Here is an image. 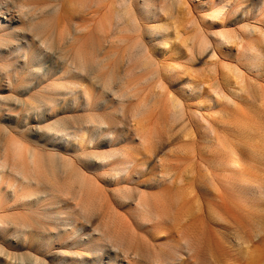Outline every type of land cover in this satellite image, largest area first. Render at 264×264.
I'll return each mask as SVG.
<instances>
[{
    "label": "rangeland",
    "instance_id": "rangeland-1",
    "mask_svg": "<svg viewBox=\"0 0 264 264\" xmlns=\"http://www.w3.org/2000/svg\"><path fill=\"white\" fill-rule=\"evenodd\" d=\"M5 1H3L4 10L8 9L9 12H12V13L15 12L13 13L14 15L17 14L16 11H19V10L21 11L23 9L21 8L23 4V5H26V7L23 6L25 9L23 10L24 11L27 10L30 14L34 13L35 11H38V12L40 11L39 14L38 12H36L38 15L36 13H34V15L31 14V16H33V20H44V19L47 20L46 26L48 27L45 26L47 29V33H46L47 37L50 35V32L51 33L53 32L51 34L52 37L49 39L51 41L48 40V42H51L52 44L48 43L49 44L48 46L50 48L53 47L54 49L49 48V50L52 51L51 52L52 54H51L50 51H47L48 50L47 49L48 47L46 46L47 44L46 45L44 44L45 46H43L46 49V51L43 47H41L42 43H39L40 45L38 44V48H39L38 50L42 51L41 53H44L45 55L48 54L49 57L50 56L52 57L51 58L52 60L49 57L48 58L45 57L42 60L40 64L41 66H39V72L40 74L49 73L48 74L49 77L46 78V80L44 81V83L46 82L45 83L46 85H49V91L47 93L53 92L54 97H57L59 99L57 100L56 103H53L52 105L53 107L50 105L52 103H49L47 105L43 104L42 102H40L41 100L39 101L38 98L37 100H32V107H29V114L30 116L36 117V118L31 119L30 123L28 124L27 121L29 119H26L27 114H25L26 110L24 109L26 108V106H23L24 104L17 105L18 104L17 102L19 100L24 101V99L28 100L29 96L36 94L37 91L31 92L28 95L23 94L22 91L20 90L21 88L20 85L25 84L26 79L25 80L19 79V78L15 79V77L13 76L14 74L12 71L15 68H17L15 62L13 61L12 58L10 57L7 58V56L0 59L1 60L0 62L2 63V64L0 63V133H1L0 134V149H1L0 156L3 155L2 157H0V161L3 157H5L8 160V163L4 165L5 169L2 168L3 169L2 172L4 174H3L1 187L4 190H6V193L9 196L7 197L8 198L7 200L3 201V204L0 207V220L2 221V222L0 221L2 223V225H0V245H1L0 249L2 248V251H0V253H3L4 251L3 249H6V250H10L11 252L12 250L14 252L17 251L15 255L20 254V253H23L25 255L27 248L26 247L22 248V246L19 245L20 243L17 245L16 241L20 242V240L22 239L20 237H17L19 238L17 239L13 236L14 232H16L15 231L16 229L14 228L18 229L19 225L21 227L22 221L24 222L25 220L30 219L31 222L33 220V223H34V218L35 219L37 218L36 221L41 220L43 218V217L38 216L36 212H33L36 210L34 207L32 208L30 207L28 209L27 207L29 206L27 205L26 202H23V200H21L20 198L19 200L14 199L12 196L10 197L9 195L10 194V189H8L9 185L15 180V178H17L16 175L18 174H15V173L20 172V170L18 169L20 167L16 168V164H14L15 165L14 166L12 163L13 161L12 157H14L13 155L14 153H13V149L12 151L10 149L11 148L10 144H12L11 142L12 141H15V143L19 142L20 144H22L25 150L27 148L34 147L37 150L40 159L43 157L41 161L39 159V162L42 163V164L40 163L41 164L40 171H42L43 170L42 168L44 167V166L42 167V165H44L43 162H46L44 157L48 155L54 156L60 152V149L57 148V143H53L49 140V137H51V135L46 136V133H42V132L40 134H37L36 131L38 130L39 127L45 128L46 125H52L53 127L54 126L56 127L59 124L60 118L64 116L68 117L70 121H72L73 119H76L77 116H78L77 119L78 120L80 119L81 122L83 121L82 119L85 118L84 119L85 122L83 121V123L88 124V126H91L89 125V122H88L90 121L89 120L90 116L92 117L95 115L97 116L99 112L100 113L102 112L101 109L99 110L95 108L94 104L93 105L89 104L87 106L86 103H84L85 100H84L83 94L79 95V97L76 99V102H74L71 96H68L67 103L62 100L61 98L62 96L61 97L57 96L58 95L57 91L59 92V90H56V89L58 88L60 89L61 84L68 82L66 81V74L62 73L61 75L59 73V70H58L59 67H62L64 65L63 67L65 68L66 71L71 70L70 68L71 63L67 65L66 64L67 61L70 62L72 59H73V62H74V59L76 61L78 56L75 55V51L77 54L78 53L80 54L81 52L79 51H84V50L86 51L87 43L88 45L91 43L90 45L91 46L93 45L92 46L93 49L91 48V52L94 50L92 54H95V56L98 55L97 56L98 58L95 57L94 55L92 56L95 60L96 59L100 60V58L102 59L103 56L105 58V56L106 55L108 56V54L110 53L108 60L105 59V61H109L108 65L111 64L110 62H113V65L111 64L108 66L109 68L107 67L108 69L107 71L106 70L104 71V69L100 70L99 75L97 72L94 77L98 78L99 76L102 77V75L103 77L108 76L107 74H109L108 72H109L110 67H113L114 65L117 66V69L120 68L119 69L120 72L116 69V75L119 74L118 76H120V74L123 75L121 72L124 71L125 68L128 66L126 64V59L129 57L126 55L129 54L128 52L129 49L133 50V46L137 44L139 46L145 43V45L150 47V50L153 54L152 59L156 61L154 62V64L156 65H154V68H151L153 66H150L148 68H145L142 71H134L131 74V77L127 79L128 84L126 86L131 87L135 85V88L133 89L134 96H132L131 98L132 100L130 99L126 101V104L124 103L126 107L132 104H135L137 103V101L139 102L142 99L149 98L151 93L153 91H156L155 85H156L158 78L165 77V82L168 84L167 85L168 90L171 91L170 95L175 96V98L177 97L179 100H182L183 102H186L191 111L193 110L200 111L203 117L207 119L212 124L213 127L215 126L214 128L216 129V132L219 138L224 142L223 143L221 141L222 143L221 146L223 147L224 151L226 152L228 150L229 145H232V144L237 145L240 148L241 158H242L241 162L238 164L236 169H234L235 172H232L233 175L223 174L213 162L214 152L212 151V148H213L211 146L212 144L211 143L209 144L206 141H204V140H207L208 138L210 139L209 137L210 135L204 124L205 122L197 121L200 125H196L193 123L190 127L192 129H189V131L192 132V135L191 134L189 135L190 132L188 131V128H186L187 130L184 129L185 126L182 123L181 125H180V122H177V121H176L177 124L176 122L169 123L168 122L169 120H167L169 117L168 114L167 115L164 114V116L161 114L162 115L161 117L160 113H158V110L157 111L154 110L157 113L153 112V115H154L153 120L148 125L147 128L150 132L154 133L157 137L159 135L160 139L162 140L157 144L158 151L156 149V154H154L148 161L147 176L151 177L150 181L151 183H154L155 180L160 179L161 175H164L165 173H167V176L171 177V179L173 180V184H174V185H170V188L175 187L176 189H178V191H182L184 192V194L186 193L185 194L186 196H185V200L184 201L182 200L183 202L181 201L182 203H180L183 205V207L182 205L180 206L179 204L180 210H178L179 211L178 214L180 216L177 215L179 216L178 217L179 222L175 223L171 221V225L170 223H167L170 225L171 229L173 228L174 229L171 230L169 228V232L166 231L167 233H161L159 236L157 235L154 236L153 238L150 239V242L156 244L157 246H161V247L162 246L166 247L169 244L176 243V242H183L186 236L184 232L186 229L187 230L189 229V231L193 233L194 232L202 233L203 240L201 239L202 240L201 242L203 245V249L200 255L202 256L201 257L202 260H204V263L202 264H205V263L206 264L208 263L209 264H264V199L261 198L257 202L253 201L254 202L253 203V202H247L243 200L234 199L228 193L230 191V189L228 190L229 185H233V187L236 188L238 184H240V182L243 183L244 181H245L244 183L255 185L253 186L254 189H257L259 187L264 189V104H263L264 103V41H260L262 40L261 34L256 35L258 38L255 41V43L259 46L260 52H261L259 54V57L257 58L258 59L257 61L260 64V67L257 68L256 66L257 63L255 64L254 61H251V62L247 61L248 58H247L246 52L244 48L241 46V44H239L236 39H234L232 42H229L228 40H226L225 42H222L216 45L215 46L216 47L215 57L211 56V52H210L211 47L207 48L205 51L201 53L198 52V49L196 47L197 41L195 39L193 40L191 39L193 34L195 33V30L194 28L192 29L189 26L191 18L192 19L197 18L202 28H204L205 34L207 35V38L210 44L213 45L214 40L212 39L211 33L214 31L222 30L226 34H229V35L232 33L240 32V30L244 27V25L236 24L234 20H237L238 18H240V14L242 10L243 11H246L247 9L250 10L252 0H186L187 5H188L186 7L184 5H181V6L174 5L175 3L173 2V0L170 4V0H168L169 2H167L168 4H166L165 7L170 4L169 7H166V9H164V12L162 11L158 17L159 19L158 24L160 25H158L156 21L154 22L144 21L145 22L144 25L146 27L142 26V28L140 27V29L134 30V31L133 30L131 31L129 27L130 24L128 25V27H126L127 25H122L123 24L122 23L121 24L122 26L119 25L118 27H116L117 24L115 25V21H114L115 11L120 10V9H118L119 7L116 8L117 4L115 0H104V1L94 0L93 2H89L88 0V2L86 3L83 2V4H85L86 6L84 5V6H78V7L75 6L78 0H75V1L74 0H62V1L61 0H49V1L48 0H8V1L5 0ZM55 5L57 6V9L58 7L61 6L60 10L63 11L62 13H64L63 9H65L66 7L65 10L68 13L70 12L68 14L69 18L71 19L74 18L73 21L71 19L70 20L76 24L80 23L79 24L80 26L82 25L81 22L85 23V21L89 20L88 22L91 25L90 24L88 25L87 24L88 22H86V24L83 23L84 25H86V27L89 26L88 27L89 29L86 28L85 31H81V33H79L81 34V36L79 40L75 41V43L74 42L72 44L66 43L64 39L65 36L63 38H62V35L60 36V34L64 35V33H66L65 31L71 25V21L66 18L67 20H69L67 21L64 18L65 16L61 14L60 10L52 9L51 13H47L50 10V8L54 7ZM172 5L174 7H172ZM30 6L31 8H29ZM49 6L51 7L48 8ZM56 6L54 8H56ZM183 6L185 8L189 7L188 10L190 11L188 12L187 9L185 8L183 9ZM28 8L30 10H28ZM42 8L43 9L46 8L47 11L46 10L43 11ZM72 8L74 9V11L72 10ZM77 8H79L80 10L79 12ZM182 9L185 11L184 13L181 12L183 11ZM41 11L42 13L43 12L44 13L41 14ZM67 12H65V14ZM76 12L79 13L78 17H77L78 14ZM83 13H87V14L85 15ZM81 14H82L81 18L83 19L84 17L83 19L84 21L80 19ZM216 14H219V15H216ZM215 15L217 17H215ZM40 16L42 17L45 16V17L41 18ZM1 19L2 17H0V21ZM255 20L252 23L258 25L259 28L264 30V17L263 18L259 17ZM64 21L67 24H69V26ZM15 25L20 26L21 24L16 23ZM123 26H125L126 31L124 30ZM159 26H162L163 29L165 30H163L162 27H159ZM148 27H154V28L157 27V28L151 31L147 29ZM117 28H118V31H117ZM126 28L127 29L129 28L130 30L128 31ZM98 29L100 30L102 29V32ZM46 35H42V36L46 38ZM60 38H62L64 41L61 40ZM55 39L56 40L58 39L57 42L55 41ZM25 47H26V44H21L19 47L21 49L19 50V52L17 51L16 54H19V55L23 54L22 51L24 50L22 49H25ZM110 49L111 50L113 49L112 54H111ZM53 51L56 55L53 54ZM63 51L65 52V55H63L64 54ZM62 55L64 58L61 57ZM55 56H57V58ZM58 57H59V60H58ZM123 59L125 60V64H124ZM119 60H123V63L122 62H121L122 64L119 63L118 62ZM61 61H64V62L61 63ZM77 62H74V63L78 64ZM114 62L115 63L118 62L119 68H118V65L115 64ZM61 64L63 65L61 66ZM105 64H107V62ZM227 64L231 65L232 67H236V65H238L239 71H236L234 69L231 70L232 72L228 71L227 69L224 68V66ZM120 65H123V66L125 65V66L123 67ZM130 65L132 66L133 64L130 63ZM8 68H10L11 70L10 72ZM156 68L160 70V71L158 70L159 73H157V75L155 74L157 79L156 77L155 79L153 77L151 79H148L147 83L146 82L142 83L141 81L145 80L147 77L148 78L151 77L152 75L151 72L154 73L155 71H157ZM45 70L46 72H44ZM4 71L7 73L9 72V74L5 73ZM94 80L95 79L93 80L90 79L89 81L85 80L83 81L82 84L88 86V87L86 86L85 87L90 89L91 91L93 92L95 91L94 93L98 95V97L102 95L101 97H99L101 99H103L104 97L105 98L109 97L107 94H104L105 93L104 90L100 88L101 81L99 80L100 82L99 83L98 80H95L96 81L95 83ZM139 82L140 84H138ZM97 83L100 85H98ZM118 83L119 81L117 80L116 82L117 88L118 86H120ZM129 83L132 85H130ZM212 83H214L215 85ZM216 85L217 86L219 85V87H217ZM70 86H72V84H70ZM215 86L218 88L217 90L218 95L215 94V91H214ZM91 87H94V88H91ZM51 88H53V91L51 90ZM78 88L79 87H77V89ZM99 90L101 91L100 94H99ZM228 99L231 100V103L235 102L236 104L232 105L231 103H228L227 102ZM165 100H166L165 101V105H166L168 99L165 98ZM45 101L48 102L49 98L46 97ZM13 102L17 104H13ZM17 106L19 107L21 106L20 108L22 110ZM231 107L232 108L237 107L235 109L236 112H239V110H242V108L243 110L244 108L245 109L249 108L250 110L253 108L252 109L253 114L255 115L257 114L256 117H253L252 119L253 122L251 126L246 127L245 137L237 135L236 131L232 132V129L234 128V126H232V123H233L232 121H234L235 119L234 113L236 112L233 113L230 110ZM118 109L120 110L121 108L118 107ZM31 110H33V112ZM119 110L118 112L120 113ZM216 110H218L219 112L221 111L220 115L223 118H225L226 113L228 115L227 119L229 120V123L228 125L223 126V128L212 117V116H215V117L219 116V113H217ZM95 112H98V113H95ZM80 120L78 121V123L80 122ZM55 121H57L58 123H56ZM81 122L79 123L80 125L83 124ZM11 128L12 130H10ZM169 128H172L171 129L172 131L168 130ZM6 129L9 130L8 134H6L7 133ZM3 130H5L6 132ZM185 130L188 131L187 132L188 134L186 133V135H184L186 132ZM233 130H235V128ZM4 132L5 134H2ZM57 133L53 136V138L59 141L60 134L59 133L57 134ZM95 134L98 136L101 135L98 130L97 132H95ZM68 142H69V145L67 147L69 151L73 153L75 151V146H74L75 139H71ZM134 144L137 148L139 147L136 140L134 141ZM209 146L212 152L210 151ZM157 158H159L158 162L156 161ZM9 159L12 161H10ZM153 163L154 165H152ZM76 165H79V164L77 163ZM10 166H14L15 168L10 167ZM8 167L11 169V171ZM12 168L14 170L16 169L18 170L13 171ZM109 175H111V172L109 173ZM96 180L98 181V183L97 182L92 183L93 184L92 189L94 186H96L94 187V189L96 188L98 193L102 192L105 187L111 188L114 186V184L108 185L106 180L105 181L101 179L100 180L96 179ZM6 185L8 187L7 189H6ZM130 186H138V184L133 183V184H130ZM168 192H171V189H168ZM62 193L63 191L57 192L58 195H62V196L66 194L65 196L67 197V199L70 197V200H68L69 203H71V201L74 203V200L73 199L71 200L72 198L71 194L69 193L67 194L65 191H64V194ZM195 194L199 195L198 202L201 200L199 204L200 205L203 204L200 208L203 211L196 210L199 208H196L198 203L196 202L197 204H195V201H194ZM62 198L64 199L65 197L63 196ZM200 205H198V207ZM124 209L125 208L123 207L119 208L121 215L118 214L119 216H117L116 221L114 220V224H116V226L118 225L117 226L118 229L120 228V230L123 232V233L122 232L119 233V235L117 234L116 236L118 238H121L123 236L122 239H124V237L127 239V237L132 234L131 231H132L133 224L129 218L126 219V216L124 215ZM206 209H208L209 212ZM183 210L184 212H182ZM188 210L190 211L188 212ZM212 210L215 212L214 214L209 216ZM27 211H29L28 212L29 215H27ZM182 213H184L185 216L186 214H189L186 217L187 220L185 218H184V221L182 220V216L184 217V214L182 215ZM30 215L33 217L29 218ZM34 215L36 216L34 217ZM22 217H23V220H21ZM92 221L95 222V224L93 222V225L97 226L98 224H101L95 218H93ZM28 222L27 223L24 222L23 226H26L25 229L28 228L29 230L32 231L33 228L35 227L34 226L35 223L34 224L32 223L33 225H30L31 223L30 222L29 225H27ZM98 226L100 227V225ZM29 227H32V229H30ZM2 228H4V230ZM181 228L182 230L184 228L182 233L180 230ZM196 228H197V231H196ZM128 229L130 230V232ZM178 230L180 231V233ZM57 232L58 231L56 230L55 232L54 231L52 232V235L54 236L52 237L49 248L47 249L51 248L52 251H54V249L55 250L60 249L61 251L65 250L63 251L64 252L63 254H65L64 255L65 257L63 256L62 258L63 260H65V262H69L68 256H71L73 252H77L78 250L81 253V251H83L82 253L86 255L85 259L88 260L91 264L93 263L92 259H90L91 256L89 255L90 253L88 252V250H86L85 247H81L78 245V243L81 242V240H78L79 239L78 235H72L63 230L58 233ZM177 233H179L178 234L179 236L177 235ZM132 235L133 236H129V238L133 237L132 238L133 240L127 239L126 241L132 240L133 245L136 242L137 243L136 246L143 249V247L145 246L144 244L145 242L144 241L141 242V240L143 239L139 238L140 236H138L136 233ZM180 236H184L183 241L181 238H179ZM70 250L72 253L70 252ZM10 251H4V252L7 253L8 255L9 253L10 255H12L13 252L11 254ZM45 251L39 252L35 249L30 250L31 254H36L38 256L40 255L42 258L43 257L46 258L49 264L50 263L56 264L54 263V260L51 261V257L49 256V253H47L46 251L47 253L46 254ZM5 253L0 254V264H3V263L5 264L4 260L7 258V254ZM22 255L20 254L19 256H22ZM188 256L190 259L184 256L183 259L180 260L181 262L176 261V262H173L172 264L174 263L175 264H182V263L183 264H197L199 262V260L198 262L195 261V259L193 257H190V255ZM140 257L136 258L138 260L135 259L134 261L139 262L141 260L140 262H143L142 264L149 263L146 260L148 258H144V257L140 258ZM185 257H186V260H185ZM48 258L50 261L48 260ZM191 258L194 259L195 263L193 259L191 260ZM188 259L191 261H189ZM159 264H169V263L164 262V263H159ZM198 264H200V262Z\"/></svg>",
    "mask_w": 264,
    "mask_h": 264
},
{
    "label": "bare ground",
    "instance_id": "bare-ground-1",
    "mask_svg": "<svg viewBox=\"0 0 264 264\" xmlns=\"http://www.w3.org/2000/svg\"><path fill=\"white\" fill-rule=\"evenodd\" d=\"M3 1H5V0H0V17H2V19H3V20L1 19V21H0V59L7 56V58L10 57L15 62L17 68H15L12 71L14 74L13 76L15 77V79L16 78L24 79V80L26 79V83L20 85V87H21L20 90L22 91L23 94L28 95L31 92L37 91L36 94L29 96L28 100L23 98L24 101L23 100L22 101L17 100L18 104L13 102V104H17V105L24 104L23 106H26V108H24V109L26 110V113H25V114H27L26 119H29L27 121V123L29 124L31 119L36 118V117L30 116V114H29V107H32V100H37V98H38L39 101L41 100L40 102H42L43 104L47 105L49 103H52V104H50L52 106L53 103H56L57 100L59 99L57 97H54L53 92L47 93L49 91V85H46L45 84L46 82L44 83V81L46 80V78L49 77V75H48L49 73H47V74L41 73L40 74V72H39V66H41L40 64H41L42 60L45 57L48 58L49 56H48V54H46L47 55L46 56L44 53H41L42 51L38 50L39 49L38 44L42 43L41 47H43L47 44L46 45L48 47L47 51H50L49 50L50 47L48 45L52 44V43L48 42V40L52 37L51 34L53 32L52 33L50 32V35L48 34L49 36L47 37L46 27H48V26H46V23H47L46 19H44V20H33V16H31V14L34 15V13H36L38 11H35L34 13L30 14L27 10L24 11L25 10L24 7H26V5L22 4V6H21V4H20L21 8H23L24 10L22 9L21 11L20 10L16 11L17 14L14 15L13 13H15V12H13V13L9 12L8 9L4 10V2ZM93 1L94 0H91V1L89 0V2H93ZM98 1H102V0H98ZM115 1L117 4L116 8L119 7L118 9H120V10L115 11L114 21H115V25L117 24L116 27H118L119 25L120 26L127 25L126 27H128V25L130 24L129 27H130L131 31L132 30L133 31L138 30V29H140V27L142 28V26H145L144 21H146V22L147 21H153V22L156 21L158 24L159 23V19H158L159 14L162 11L164 12V9H166V7H169V5L172 2V0H170V4L165 7V5L168 4L167 2H169L168 0H115ZM83 2L86 3V2H88V0H86V1L78 0V2L75 4V6H77V7L78 6H84L85 4H83ZM173 2L175 3L174 5H179V6L184 5L185 7L188 6L186 0H173ZM116 4H115V6H116ZM59 5H61V4H59ZM75 6H74V8H75ZM184 6H183V9L185 8ZM50 7L51 6H49L48 8H50ZM54 7L50 8V10L47 8L49 10L47 13H51L52 9H56V10L61 9L60 8L61 6L58 7V9H57V6H56V8H54ZM72 7H73V5H72ZM172 7H174V6L172 5ZM29 8H31V6ZM29 8H28V10H30ZM188 8L189 7L185 8V9L188 10ZM65 9H66V7H65ZM65 9H63L64 13H62L63 11L60 10L61 14L63 16H65L64 17L65 19L67 18L70 20L71 18H69V16H68V14L70 12L68 13ZM77 9L79 12L80 11L79 8H77ZM167 9H169V8H167ZM45 10H46V8L43 9V11H45ZM56 10H54V11H56ZM72 10L74 11L73 8H72ZM86 11H88V10H86ZM189 11L190 10H188V12ZM39 12H38V14H39ZM65 12H67V13L65 14ZM181 12L184 13L185 11L183 10ZM43 13L41 11V14H43ZM93 13H94V11H93ZM77 14H78L77 15V17H78L79 13H77ZM83 14L86 15L87 13H83ZM37 15H35V16H37ZM216 15H219V14H216ZM216 15H215V17H217ZM30 16L32 17V19ZM40 17L43 18L45 16H43V17L40 16ZM81 17H82V14L80 16V19L82 21H84L83 20L84 17H83V19ZM259 17L260 18L264 17V0H252L250 10H248V9L246 11L242 10V12L240 14V18H238V19L235 18L237 20H234L236 24H241V25L243 24L244 25V27L240 30V32L232 33L229 35V34H226L222 30L214 31L211 33L212 39L214 40L213 45L210 44V42L207 38V35L205 34L204 28H202V26L200 25L197 18H195V19L191 18L189 26L192 29L194 28V30H195V33L193 34L191 39L192 40L195 39L197 41L196 47L198 49V52H200V53L205 51L207 48L211 47L210 52H211V56H213V57H215V53H216V47L215 46L216 45H218L222 42H225L226 40H228L229 42H232L234 39H236L238 41V43L241 44V46L244 48L246 55H247V58H248L247 61H250V62L254 61L255 64L257 63L256 64L257 68H259L260 64L258 63L257 58L259 57V54L261 52H260L259 46L255 43V41L258 38L256 36L257 34H261L262 40H260V41H264V30L259 28L258 25L252 23L255 19H257ZM73 19H71V20L73 21ZM69 20H67V21H69ZM72 21H71L70 26H69V24H67L64 21L69 26V28L67 26L68 29H66V31H65L66 33H64V35L60 34V36L62 35V38L64 36L66 37V35H67V37L66 38L64 37V39H65L66 43H69V44H72L73 42L75 43V41L79 40V38L81 36V34H79V33H81V31H85L86 28L89 27V26L86 27V25H84L89 20L85 21V23L81 22V24H82L81 26L79 25L80 23L76 24ZM255 21H257V20H255ZM16 23H20L21 25L16 26L15 25ZM87 24L89 25L90 23L88 22ZM59 25H61V24H59ZM158 25H160V24H158ZM241 25H239V26H241ZM123 27L125 30V26H123ZM154 27H148L147 29L153 31L154 29L157 28V27L156 28H154ZM159 27H162V26H159ZM190 27H188V28H190ZM130 29L128 28L127 30L129 31ZM162 29H163V27H162ZM48 30H49V28H48ZM98 30H100V29H98ZM163 30H165V29H163ZM100 31L102 32V29ZM117 31H118V28H117ZM42 35H46V38L43 37ZM62 38H60V39L63 40ZM259 39H258V41H259ZM57 40L55 39L56 42H57ZM46 41H47V43H46ZM49 41H51V40H49ZM21 44H26V47H25V49H22V50H24V51H22L23 54L19 55V54H16V52L17 51L19 52V50L21 49V48H19ZM90 44L88 45V43H87L86 51L85 50L84 51L78 50L79 52H81L80 54L79 53L77 54L75 51V55L78 57H77L76 61L74 59V62L78 61L77 62L78 64L74 63L73 59L70 62L67 61V63H66L67 65H69L71 63L70 64L71 70L66 71L65 68L63 67L64 65L61 64V66L62 65L63 66L59 67V69H58L59 73L61 75H62V73H65L66 74V81H68L70 84H72V86H70V84L68 82H66V83L61 84L60 89L58 88L56 90H59V92L57 91V94H58L57 96L58 97L62 96L61 97L62 100L66 103L68 102L67 101L68 96H71L72 99L74 100V102H76V99L79 97V95L83 94L84 100L86 102L84 100L83 101H84V103H86L87 106L89 104H92V105L94 104L95 108H97L99 110L101 109L102 112L101 113L99 112V114L97 116L96 115L93 117L90 116V119H89L90 121H88V122H89V125H91V126H88V124L83 123V121L85 122V120H84L85 118L84 119L81 118L83 120L82 122L79 119L80 122L83 123L82 125H80L79 124L80 122L78 123L79 120L77 119L78 116L76 117V119H73L72 121H70V119L68 117L64 116V117L60 118L59 124L56 127L55 126L53 127L52 125H46L45 128L39 127L38 130L36 131L37 134H40L42 132V133H46V136L51 135V137H49V140L53 143H57V148L60 149V152L58 154H56L54 156L48 155V156L44 157L46 162H43L44 165H42V167L43 166L44 167L42 168L43 169L42 171H40L41 170L40 165L42 163L39 162L40 157H39L37 150L34 147L33 148L32 147L27 148L25 150L23 148L22 144H20L19 142L15 143V141H12L11 142L12 144H10L11 145L10 149H11V151L13 149L14 157H12L13 161L10 159L9 160L12 161L13 165L16 164V168L20 167V168H18L20 170V172L15 173V174H18V175H16L17 178H15V180L12 183H10L9 188L6 185V189L7 188L10 189V194H9L10 197L12 196L14 199H17V200H19V198H20L21 200H23V202L27 203V205L29 206V207H27L28 209L30 207L31 208L34 207L36 210L33 211L34 210L33 209L32 211L36 212V214L38 216L43 217V218L42 219L40 218L41 220H37V221H36L37 218L36 219L34 218V223H35L34 226L35 227L33 226L34 228L32 231L29 230L28 228L25 229L26 226H23L24 222L27 223L30 220L29 218L33 217L31 215L28 218L29 220H25L24 222L22 221L23 223L21 222V224H22L21 227L23 229L20 227L19 224H18L19 226L17 225L18 229L14 228L16 224L14 225L13 228L16 229L15 230L16 232H14L13 236L15 238L20 237L22 239V240H20V242L16 241L17 245L20 243L19 245H21L22 248L26 247L28 252L26 251L25 255L23 253L18 252L21 255L22 254L23 255L19 256L20 254H17L18 255L17 256V255H15V253L17 251L14 252L12 250V252H13V254H12V252L10 250L3 249L4 251H10L12 254V255H10V253L8 252L9 253V255H8L7 253H5L3 251V253L7 254V258L4 256L6 258V259L4 258L5 264H49V262H47L46 258H44V257L42 258L40 255L38 256L36 254H31L30 250H32V249H35L39 252L46 250L47 253H49V256L51 257V261L54 260V263H56V264H91L88 260L85 259L86 255H84L82 253L83 251H81V253H82L81 254L78 250H77V252H73V253L70 250V252L72 254L70 253L71 256H68L69 262H65V260L62 259L63 256L65 255V254H63L64 253L63 251H65V250L61 251L60 249L55 250L53 248L54 251H52L51 248L47 249V248H49V245L51 243V239L54 236V235H52V232L53 231L55 232V230L58 232L63 230V231L68 232L72 235H78L79 236L78 240H81V242L78 243V245L81 247H85V249L88 250V252L90 253L89 255L91 256L90 259H92V262L94 264H137L141 260L139 262L138 261L136 262L134 260L140 256H141L140 258H143V257L148 258L146 260L151 264H159V263H164V262H168L169 264H172L173 262H176V261L181 262L180 260L183 259L184 256L189 258L188 255H190V257H193L195 259V261H197V262L199 260L200 264L204 263V260H202V258H201L202 256H200L202 249H203V245L201 242L203 240L202 239V233H200V232H194L193 233V232L189 231V229L188 230L186 229L184 232V234L186 235L184 238V241H183L184 236L179 237L182 239L183 242L172 243L166 247L157 246L156 244L150 242V239L153 238L154 236H156V235L159 236L161 233L169 232L171 221L175 222V223L179 222V220H178V217L180 216L178 214V212H179L178 210H180L179 204L185 200V196H186L185 194L186 193L184 194V192L178 191V189H176L175 187L170 188V185H174V184H173V180L171 179V177L167 176V173H165L164 175H161L160 179L155 180L154 183H151V181H150L151 177L147 176L148 161L154 154H156V149L158 148L157 144L162 139H160L158 134H157L158 135V137H157L154 133L150 132L147 127L153 120V116H154L153 112L157 113V112H155L157 110H158V113H160L161 117H162V115L164 116V114L169 115V117L167 119V120H169L168 121L169 123H174L176 121L180 122V125L182 123L185 126L184 129L188 128V131H189V129H192L190 127L193 123L196 125H200L198 122H201V121L205 122L204 124H205L206 129L208 130V133L210 135V136L209 135L208 136L210 137V139L208 138L207 140H204V141H206L209 144L210 143L212 144L211 145L213 147L212 151L214 152L213 162L217 166V168L220 169V171L223 174L233 175L232 172H235L234 169H236V167L238 166V164L241 162V159H242L240 148L237 145L232 144V145H229L228 150L225 152L223 147L221 146L222 140L219 138V136L216 132V129L214 128L215 126L213 127L212 124L207 119H205L203 117V115L201 114L200 111H198V110L191 111L186 102L179 100L177 97L175 98V96H171L170 95L171 91L168 90V86H167L168 84L165 82V77L158 78L156 85H155L156 91H153L149 98L142 99L139 102L137 101V103L132 104L130 106H128L129 105L128 104L127 105L128 107H126V105H125L126 101L130 100L132 98V96H134L133 89L135 88V85L131 86V87L126 86L128 84L127 79L129 77H131V74L134 71H142L145 68H148L150 66H153L151 68H154V65H156V64H154V62H156V61H154L152 59L153 54L150 50V47L145 45V43L141 44L139 46H138V44L133 46V50L129 49V51H128L129 54L126 55L129 57L126 59V64L128 66L125 68L124 71L121 72L123 75H121V74H120V76H118L119 74L116 75L117 66L114 65L113 67H110L109 72H108L109 74H107L108 76L103 77V75H102V77L99 76L98 78L94 77L95 74L98 72V75H99V71L103 70V69H104V71L105 70L107 71L108 70L107 67L111 64L113 65V62H110L111 64L108 65L109 61H105V59L108 60L110 53L108 54V56L106 55L105 58L103 56L102 59L100 58V60L99 59L95 60L92 57L93 55L95 56V54H92L94 50L91 52V48L93 49V47H92L93 45L91 46ZM113 45H115V44H113ZM51 48H53V47H51ZM96 50H98V49H96ZM45 51H46V49H45ZM54 51H53V54L56 55L54 53ZM64 51H63L64 54L62 53L63 55H65ZM68 51H69V49H68ZM51 52L52 51H50V53ZM95 53H96V51H95ZM112 53H113V49L111 50V54ZM63 55L61 57H63ZM113 55H115V54H113ZM97 56H95V57H97ZM55 57L57 58V56H55ZM111 57H112V55H111ZM49 58L51 59L52 57L50 56ZM58 60H59V57H58ZM66 60H68V59H66ZM123 60H119L118 62L123 63ZM64 61H61V63H63ZM106 62H107V64H105ZM118 62L117 63L114 62V63L118 65ZM11 63H13V62H11ZM130 63H132L133 65L131 66ZM244 63H246V62H244ZM124 64H125V60H124ZM241 64H240V66H241ZM42 65H44V64H42ZM120 66H123V65H120ZM238 67H239L238 65H236V67H232L231 65H228V64L224 66V68L227 69L228 71H231L232 69L239 71ZM118 68H119V65H118ZM6 69H7V67H6ZM119 69H117V70L119 71ZM8 70H9V72L11 71L10 68H8ZM156 70L157 71H155L154 73L151 72V74H152V75L150 74L151 77H149V78L147 77L145 80H143L141 82L147 83L148 79H151L153 77L155 79L157 73H159L158 72L159 69L156 68ZM9 72L8 73L5 72V73L9 74ZM44 72H46V70ZM101 73H102V71H101ZM6 77H7V75H6ZM90 79L98 80V82L100 80L101 81V83L99 82L101 84L100 88L102 90H104V92H105L104 94H107L109 97H106V98L104 97L103 99H101L99 97H101L102 95L98 97V95H96L94 93L95 91L94 92L91 91L90 89L86 88L88 86L82 84L83 81H85V80L89 81ZM156 79H157V77H156ZM117 80L119 81L118 84L120 85V86H118V88L116 86ZM128 82H130V81H128ZM95 83H96V81H95ZM100 84H98V85H100ZM138 84H140V82ZM212 84H214V83H212ZM130 85H132V84H130ZM214 85H212V86H214ZM216 86L214 87L215 89L214 88L213 89L215 91V94L218 95V91H217L218 88L217 87H219V85L217 87ZM77 87H79V88L77 89ZM83 87H85V88H83ZM94 87H91V88H94ZM51 90L53 91V88H51ZM97 90H98V88H97ZM100 93H101V91L99 90V94ZM46 97L49 98L48 102L45 101ZM165 98L168 99L166 105H165V101H166ZM15 102H16V100H15ZM227 102L231 103V100L228 99ZM231 104L234 105L236 103L232 102ZM17 107H19V106H17ZM84 107H86V106H84ZM118 107H120L121 109L119 110ZM236 108L237 107H234V108L231 107L230 110L234 113V112H236V110H235ZM239 109H241V108H239ZM248 109L244 108V110H243V108H242V110H239V112H236L237 114L234 113L235 119L233 118L234 121H232L233 122L232 126H234L235 130H233L234 129L233 128L232 132L236 131L237 135H239V136L245 137L246 127L251 126V124L253 122L252 121L253 117H256V115H257V114L256 115L253 114V112H252L253 108L251 110L250 109L248 110ZM118 110L120 111V113L118 112ZM31 111L33 112V110H31ZM216 111H217V113H219V116L218 117L212 116L216 120V122L218 124H220V126H222V128H223V126L228 125L229 120L227 119V116H228L227 113L225 114V118H223L220 115L221 111L220 112L218 110H216ZM95 113H98V112H95ZM257 118H258V116H257ZM25 122H26V120H25ZM55 122L58 123L57 121H55ZM177 122H176V124H177ZM169 123H168V125H169ZM13 126H15V125H13ZM30 127H28V128H30ZM171 129L172 128H169L168 130H171ZM10 130H12V128ZM97 130L101 134L100 136L95 134V132H97ZM3 131H5V130H3ZM6 131H7L6 134H8L9 130L6 129ZM188 131H186L184 135H186V133ZM5 132L2 134H5ZM57 132L60 134L59 141H57L53 138V136ZM190 134L192 135V132H190L189 135ZM4 136H6V135H4ZM71 139H75V144H74L75 151L73 153H71L67 147L69 145L68 141ZM135 140L137 141V143L139 145L138 148L134 144ZM209 148H210V146H209ZM61 149H63V150H61ZM157 151H158V149H157ZM210 151H211V148H210ZM69 152H70V154H69ZM2 156H0V157H2ZM41 159H43V157ZM41 159H40V161H41ZM158 160H159V158H157L156 161L158 162ZM7 163H8V160L5 157H3L0 161V207L3 204V201L7 200L8 199L7 197H9L6 193V190H4L1 187L3 174H4L2 171H3V169H5L4 165ZM77 163L79 165H76ZM9 165H10V163H9ZM152 165H154V163ZM14 166H10V167L15 168ZM18 169H16V170L13 169V171H17ZM10 171H11V169H10ZM110 172H111V175H109ZM86 173H88L89 176ZM96 179H98V180L101 179L104 181L106 180L108 185L114 184V186L112 185L113 187H111V188L105 187L102 192L98 193L96 188L94 189V187H96V186H94L92 189V186H93L92 183H96V182L98 183V181ZM178 180H180V179H178ZM244 182L243 183L240 182V184H238V186L236 188H234L233 185L228 186V190L230 189V191L228 193L234 199L243 200V201H247V202H253V201L257 202L261 198L264 199V189L263 188L259 187L257 189H254L253 186H255V185H253V184L251 185L249 183H244ZM133 183H137L138 186H140V187L130 186V184H133ZM168 189H171V192H168ZM62 191H63L62 194H64V191L67 194L68 193L71 194V196H72L71 200L73 199L74 203L72 201H71V203H69L68 200H70V197L67 199V197L65 196L66 194L63 195L66 198V200H65V198L64 199L62 198L63 197L62 195L57 194V192H62ZM8 192H9V190H8ZM194 198H195L194 199L195 204L198 203V205H200L199 203L201 200L198 202L199 195L195 194ZM181 205L182 204H180V206ZM198 205L196 208H199V209H196V210L203 211L200 209L203 204L200 205L199 207H198ZM121 207L125 208L124 209V215L126 216V219L129 218L132 221L133 227H132L131 233L132 234L136 233L138 236H140L139 238L143 239V240H141V242L142 241L145 242L144 243L145 246L143 247V249L136 246V244H137L136 242L134 245L132 244L133 243V241H132L133 237L129 238V236H133L131 233H130L131 235L127 234V235H129L127 237V239L128 240L132 239L131 240L132 242L126 241L127 239L125 237H124V239H122L123 236L121 238H118L116 236L117 234L119 235V233L122 232L120 230V228L118 229V227H117L118 225L116 226V224H114V220L116 221L117 216H119L118 214H120L119 208H121ZM182 207H183V205H182ZM185 207H186V205H185ZM209 209H211V208H209ZM206 210L209 212L208 209H206ZM189 211L190 210H188V212ZM25 212H26V210H25ZM28 212L29 211H27V215H29ZM182 212H184V210ZM208 212H207V214H208ZM214 212L215 211L212 210L211 213L209 214V216L214 214ZM183 214L184 213H182V215ZM177 215H179V216H177ZM187 215H189V214H186V216L184 214V217L182 216L183 221H184V218L186 219ZM35 216L36 215H34V217ZM25 218H26V216H25ZM93 218L97 219L99 221V223H101V224H98L97 223L98 221L96 222L98 225H100V227L98 225L97 226L93 225V222H94V221H92ZM19 219H20V217H19ZM31 219H33V218H31ZM3 220H4V218H3ZM21 220H23V217ZM4 222H5V220H4ZM30 222H31V220L28 222L27 225H29ZM180 222H182V221H180ZM32 223H33V220L30 223V225L34 224V223L33 224ZM167 223H170V225ZM94 224H95V222H94ZM178 224H180V223H178ZM0 225H2V223ZM168 225H169V227H168ZM29 228L32 229V227H29ZM172 228H173V226H172ZM2 229L4 230V228H2ZM173 229H171V230H173ZM180 230L182 233L184 228H183V230H182V228ZM176 231H177V229H176ZM196 231H197V228H196ZM129 232H130V230H129ZM179 233H180V231H179ZM179 233H177V235ZM184 234H182V235H184ZM14 237H13V239H14ZM17 239H19V238H17ZM139 243H138V245H139ZM0 247H1V245H0ZM0 251H2V248L0 249ZM46 251H45V253H46ZM3 253H0V254H3ZM66 255H68V254H66ZM186 257H185V260H186ZM193 258H191V260ZM194 259H193V261H194ZM48 260H49V258H48ZM136 260H138V259H136ZM191 260H189V261H191ZM132 261L135 263H133ZM195 261H194V263H195ZM140 263L142 264L143 262H140ZM149 263H147V264H149Z\"/></svg>",
    "mask_w": 264,
    "mask_h": 264
}]
</instances>
